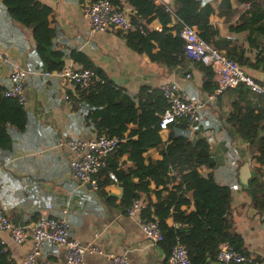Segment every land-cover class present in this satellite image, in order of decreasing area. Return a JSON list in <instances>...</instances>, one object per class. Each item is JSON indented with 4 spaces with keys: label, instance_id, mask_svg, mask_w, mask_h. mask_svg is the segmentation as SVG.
<instances>
[{
    "label": "crops",
    "instance_id": "crops-1",
    "mask_svg": "<svg viewBox=\"0 0 264 264\" xmlns=\"http://www.w3.org/2000/svg\"><path fill=\"white\" fill-rule=\"evenodd\" d=\"M37 1L50 7L48 22L52 36L45 49L48 61L37 51L33 28L12 17L0 0V50L8 56L7 61L0 63V85L9 86V72L14 64L32 71L24 86L25 127L10 133V148H0V209L13 223L28 225V236L22 243L14 242L9 230H0V240L13 262H22L33 247L31 225L37 217L41 213L61 215L64 210L72 234L83 245L94 248L85 252L83 264H109L108 253L125 255L128 264H164L168 253L159 242L152 243L144 236L140 212L133 216L128 214L121 202L123 187L117 180L106 176L100 188L92 189L70 172L69 160L74 153L60 141L92 138L98 127L86 118L89 105L73 91L74 84L59 75H45L42 71L49 66H83L71 56L72 51H78L135 100L141 85L160 89L161 84L174 81L182 91L204 101V109L191 138L205 136L208 139L215 165L202 167L201 172L206 175L211 171L219 183L230 186L231 216L234 230L242 240L241 248L256 260L254 264H264V209L254 204L246 190L248 186L244 187L239 179V167L248 161L250 177L257 174L262 180L257 195L264 196V164L256 161L247 143L227 120L236 97L246 100L255 111L264 107V97L251 89L243 95L240 88L234 87L209 98L208 92L201 88L202 71L192 64L188 65L189 69L181 65L169 69L133 50L121 31L93 30L82 9L86 0ZM173 1L168 0V8L164 5L167 10L172 11ZM205 1L213 7L209 19L217 29L214 38L229 41L233 46L231 54L235 56L243 51L251 62L261 58L264 48L258 39L264 41L263 34H259L256 41L251 38V43L247 29H234L245 10L241 5L243 0H228L226 5H221V0ZM122 7L131 12L126 0H122ZM148 26L159 29L161 23L152 18ZM211 44L227 55V49ZM242 67L264 81L260 77L264 69ZM134 127L135 124H128L129 130ZM167 134L168 131L161 132L162 138L165 139ZM260 134L263 135L264 130ZM125 135H128L127 131ZM143 154L154 158L160 156L158 147H150ZM125 159L126 154L121 157V160ZM126 176L130 177L129 174ZM104 177L102 175L101 179ZM150 197L154 198L155 194L151 193ZM186 208L191 210L194 205ZM171 221L169 217L168 222ZM63 257L61 246L44 243L32 264H58L63 262ZM205 264L221 263L209 259Z\"/></svg>",
    "mask_w": 264,
    "mask_h": 264
},
{
    "label": "trees",
    "instance_id": "trees-1",
    "mask_svg": "<svg viewBox=\"0 0 264 264\" xmlns=\"http://www.w3.org/2000/svg\"><path fill=\"white\" fill-rule=\"evenodd\" d=\"M109 1L122 8V0ZM126 1L132 8L130 17L137 24L136 28L124 33L131 48L169 69L178 65L189 69L188 65L192 64L202 71L201 88L208 93L213 92L217 85L214 72L210 65L187 56L184 41L178 35L182 22L195 26L202 39L227 49L226 56L237 61L239 65L264 69V52H261V58L251 62L244 56L243 51L237 56L231 54L233 46L229 41L221 42L214 38L217 29L209 19L213 7L208 1L174 0L172 11L154 0ZM2 2L12 17L33 28L37 51L48 61L45 49L52 36V27L48 22L50 7L37 0ZM259 2L261 1L252 2L250 8L240 14V22L234 27L236 30L247 29L251 43V38L256 41L259 34L264 37V2ZM227 3L228 0H221V5ZM152 18L160 21L159 29L148 26ZM258 42L264 48V41L259 38ZM71 56L83 66L92 67L105 78L103 83L79 92L89 105L86 118L98 127L97 131L124 137L108 154L106 166L100 170L99 188L107 174L114 172L118 185L123 187V206L129 207L134 198L145 199L146 205L140 211L141 220L154 219L158 222L163 234L159 243L167 252L178 238L184 244L192 264H205L209 259L216 260L219 247L224 242L245 254L241 248L242 240L234 230L230 186L219 183L211 171L206 175L201 172L202 167L212 168L215 165L208 139L205 136L192 139L185 118L172 122L167 137L163 139L159 121L167 102L160 89L141 85L135 94V100L134 96L117 87L95 68L83 53L72 51ZM61 66H49V69ZM4 88L6 87L0 85V148L8 149L12 145V136L7 130V124H13L18 130H22L27 117L24 105L17 98L3 95ZM236 88H240L243 95L250 90L244 84ZM263 119V108L255 111L240 96L232 101L227 117L238 135L247 143L249 152L261 165L264 164V134H260L264 130ZM129 123L135 124V127L129 130ZM150 147H158L160 156L154 158L144 155L143 152ZM124 154L126 159L121 160ZM102 175H105L103 180ZM125 182L128 183L126 186ZM261 185L262 180L256 174L249 178L246 190L252 196L254 204L263 210L264 196L257 195ZM151 193L155 194L154 198L150 197ZM190 204L194 208L187 210L186 207ZM183 205L186 207L183 208ZM169 217L171 222H168ZM2 247L0 240V264H15L7 250L4 251Z\"/></svg>",
    "mask_w": 264,
    "mask_h": 264
},
{
    "label": "built area",
    "instance_id": "built-area-1",
    "mask_svg": "<svg viewBox=\"0 0 264 264\" xmlns=\"http://www.w3.org/2000/svg\"><path fill=\"white\" fill-rule=\"evenodd\" d=\"M155 1L161 5H166L168 8V0ZM254 1L264 0H244L241 5L243 9H248ZM82 9L89 20L90 27L96 31L115 29L125 33L137 26L130 17L132 12H127L123 7L120 8L109 0H86ZM178 35L184 41V49L187 56L210 65L214 72L217 85L213 92L208 93L209 98H214L224 90L234 88L240 84L248 86L252 91L264 97V81L255 79L237 61L229 58L216 46L202 39L198 35L195 26L182 22L181 27L178 29ZM7 60L8 56L0 50V63ZM30 72L32 71L14 64L9 72V86L3 89V95L15 97L20 103L24 104V86ZM42 73L45 75L56 74L71 82L75 86L73 90L75 93L105 81L101 74L88 66L74 67L73 65H67L60 68L46 69ZM159 87L167 102V106L160 116V131H168L172 122L179 118H185L192 134L200 120V114L205 105L204 101L182 91L174 81L165 82ZM7 130L12 133L17 128L13 124L8 123ZM123 140V136L120 137L107 134L105 131H97L92 138H70L60 141V144L66 145L74 153L69 160V168L72 175L92 189H98L100 170L106 166L108 154ZM107 176L117 180L114 172H109ZM1 181L2 178L0 177V183ZM145 205V199L141 197L134 198L130 206L127 207V212L133 216L139 213ZM66 213L67 211L65 210L61 215L41 213L37 217L31 225L33 247L23 258L22 262L17 264H32L44 243L58 245L63 248V262L58 264H83L85 252L94 248H88L83 245L72 234L71 223ZM27 226L22 223H13L7 214L0 209V230H9L14 242L22 243L25 241L28 236ZM140 226L144 236L152 243L159 242L163 238L162 231L156 220H142ZM2 249L4 251L7 250L4 244ZM106 257L109 264H128V259L123 254L108 253ZM216 260L221 264H251L256 262L250 255L239 252L228 242L220 245ZM164 264H192L184 244L178 238L167 253Z\"/></svg>",
    "mask_w": 264,
    "mask_h": 264
},
{
    "label": "water",
    "instance_id": "water-1",
    "mask_svg": "<svg viewBox=\"0 0 264 264\" xmlns=\"http://www.w3.org/2000/svg\"><path fill=\"white\" fill-rule=\"evenodd\" d=\"M260 77L264 80V71L260 72ZM250 175L251 173L248 161H244L239 167V179L244 187L248 186V179ZM119 195H121V193Z\"/></svg>",
    "mask_w": 264,
    "mask_h": 264
}]
</instances>
